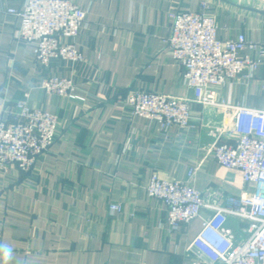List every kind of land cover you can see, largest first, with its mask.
Returning a JSON list of instances; mask_svg holds the SVG:
<instances>
[{
  "label": "crops",
  "instance_id": "obj_1",
  "mask_svg": "<svg viewBox=\"0 0 264 264\" xmlns=\"http://www.w3.org/2000/svg\"><path fill=\"white\" fill-rule=\"evenodd\" d=\"M25 2L0 0V114L28 94L31 105L59 116L60 127L31 175L0 170V245L12 249L0 264H188L201 218L170 230L166 205L148 195L147 184L154 172L185 180L197 166L190 182L208 202L223 204L219 192L253 190L208 151L235 137L234 107L264 108V56L247 51L260 62L256 72L229 79L217 105L192 103L186 129L166 133L134 115L123 98L135 88L192 97L165 43L179 11L215 17L220 39L244 33L264 44V0H78L87 21L68 41L86 60H59L49 70L36 62L33 44L16 38L19 19L6 12ZM50 73L71 77L86 100L45 91L42 79ZM111 203L122 211L111 214ZM210 212L203 209L202 217ZM228 223L245 237L246 222Z\"/></svg>",
  "mask_w": 264,
  "mask_h": 264
},
{
  "label": "built area",
  "instance_id": "obj_2",
  "mask_svg": "<svg viewBox=\"0 0 264 264\" xmlns=\"http://www.w3.org/2000/svg\"><path fill=\"white\" fill-rule=\"evenodd\" d=\"M19 19L16 38L34 46L36 62L49 70L59 60L73 63L86 60L74 42L85 27L87 11L78 0H26L20 8H8ZM215 17L206 12L179 11L165 39L174 60L184 68L192 97H171L145 89H131L123 98L134 115L157 122L168 133L171 128L186 129L192 118V103L217 105L219 89L248 69L253 75L260 62L247 51L264 56V44L248 40L244 33L236 38L217 37ZM42 88L67 99H80L71 77L47 74ZM264 88V79L261 83ZM232 141L214 143L208 153L226 168L239 170L244 183L253 190L239 196L216 193L223 204L208 202L188 178L166 179L154 172L147 184L150 197L164 202L170 230H178L201 218L202 228L188 246V264H264V108L236 106L230 120ZM60 118L34 107L29 96L6 107L0 114V170L19 168L31 175L40 157L56 142ZM210 214L202 217V210ZM122 211L110 204V213ZM230 217L247 223L240 239L229 225Z\"/></svg>",
  "mask_w": 264,
  "mask_h": 264
},
{
  "label": "clouds",
  "instance_id": "obj_3",
  "mask_svg": "<svg viewBox=\"0 0 264 264\" xmlns=\"http://www.w3.org/2000/svg\"><path fill=\"white\" fill-rule=\"evenodd\" d=\"M0 255L4 257H10L12 255V249L9 247L0 245Z\"/></svg>",
  "mask_w": 264,
  "mask_h": 264
}]
</instances>
